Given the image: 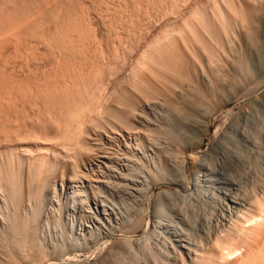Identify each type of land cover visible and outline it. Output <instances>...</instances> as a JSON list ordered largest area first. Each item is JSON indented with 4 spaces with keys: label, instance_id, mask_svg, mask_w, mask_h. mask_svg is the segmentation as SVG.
<instances>
[{
    "label": "bare ground",
    "instance_id": "6f19581e",
    "mask_svg": "<svg viewBox=\"0 0 264 264\" xmlns=\"http://www.w3.org/2000/svg\"><path fill=\"white\" fill-rule=\"evenodd\" d=\"M47 2L48 0H0V30L2 27L5 30L12 28L11 36L8 33L6 35L17 37L22 47L24 46L21 49L25 48L26 51V44L23 43L31 42L36 29L34 32L30 30L34 34L32 36L31 33H23L26 26H23L26 27L24 31L21 29L23 32H19L20 26L32 19L36 24L38 18L39 21L42 19L40 15H45L43 12L48 14L45 12ZM166 4L168 12L176 15V18L170 16L154 37L143 44L127 70L119 64L117 57V60L112 61L110 57L104 56L107 63H104L105 67L101 64L103 66H99L100 68L96 66V62L100 60L87 58V61L86 57L84 60L78 45L83 44L89 35V27L76 19H67V15L56 11L55 18L60 15L53 23L61 31L55 36L53 28L52 32H46L48 36L51 32V36H45L44 46L49 53H46L51 61L49 66L53 67H50L52 69L49 74L46 72V80L43 79V73L41 78L44 82L40 91L42 97L38 93L42 99L41 105L45 108L42 107L44 116L41 115V121H44L42 124L48 123L49 127L42 128L38 124L41 121H37L39 131H25L32 135L31 139L35 136L39 141L50 138L54 140L55 144L50 148L53 156L49 157L48 152L45 153L47 150L43 151L44 148L34 149L32 143H23L18 150H8L11 147L7 146L8 151L0 153V264H58L61 261L57 263L53 259L58 261L60 257H66L73 260L78 254L88 250L90 245L92 247L96 242L98 245L100 241L96 240L95 234H89L88 238H81L82 240L70 235V225L67 226L66 221L76 212L77 216L78 213L82 214L81 226L88 221L109 236L115 229L120 232L122 227L130 228L131 232L132 229L136 232L140 228H146L143 217L145 208L139 209V205H142L140 202L146 200L145 193L161 182L175 184L187 190L191 185L185 176L188 159L189 168L194 173V184L190 187V192H159L146 233L134 240L133 244L130 239L129 243L121 241L123 249L126 247V253L131 254L135 245L138 253L135 251V256L129 255L138 264L146 257V264H162L163 257L168 264H264V180L262 183L259 176L255 177L256 180L252 177L255 184L249 194L246 188L250 184L246 185L244 181L246 187L242 185L241 180L244 178L239 180V177L234 176L239 180L235 181L227 177L228 182L221 186L213 178L218 173L215 166L217 163L213 170L209 154L199 158L193 149H198V143L202 144L218 108H224L232 100L249 99L264 88L263 0H168ZM253 15L262 20L261 44L251 40L252 28V37H248L250 40L246 39V32L245 39L240 38L248 23L247 18ZM40 30H36L38 35ZM43 33L45 34L44 31ZM248 33L251 34L250 30ZM91 40L93 41L92 38ZM14 41L19 46V41ZM236 45L241 47L237 48ZM27 48L31 50L30 47ZM17 50L20 49H15ZM126 50L128 52L132 49L129 46ZM18 52L17 56H20V51ZM22 53L23 56L26 55ZM92 56L90 57L93 58ZM67 60H73V63L70 65ZM121 61L124 63V60ZM24 64L26 65L25 62ZM31 73L34 74L33 71ZM28 75L24 77L28 78ZM26 81L25 84H28ZM255 101L258 107L255 106L257 109L252 111L258 115H254V120L252 114L245 116V124L237 130L241 136L236 138L229 133L214 144L216 148L232 144L231 146H239V149H230L235 153L229 154L228 160L224 156H217L214 160L222 165L220 167L228 166L226 163L229 160L241 165L246 164L245 160L247 163L249 161L250 166L256 169L257 176V160H264V91L256 95ZM250 104L249 102L248 105ZM35 126L31 125V128ZM19 134L18 138L23 137ZM240 145L246 148H241ZM214 160L212 161L215 162ZM226 169L228 170L227 167ZM223 172L220 173L224 175ZM229 174L230 172V177ZM224 180L223 182L226 181ZM180 201L187 208L179 207ZM143 202L145 204L146 201ZM91 209L96 210L101 218L96 215V219ZM84 212L87 216H84ZM101 219L107 220V224ZM110 219L116 221L115 226L110 223ZM116 244L118 245L116 242L111 247L122 248ZM123 249L117 250V254ZM106 253L108 256L113 251L108 254L107 250ZM115 254H111L113 259ZM129 255H121L120 251L123 261L124 257L129 259ZM104 256L102 258L105 259ZM111 257L108 256L110 259ZM115 260L117 264H124L122 257L121 260L117 257ZM101 261L98 263L103 264ZM167 261L164 263L167 264Z\"/></svg>",
    "mask_w": 264,
    "mask_h": 264
},
{
    "label": "rangeland",
    "instance_id": "374dc122",
    "mask_svg": "<svg viewBox=\"0 0 264 264\" xmlns=\"http://www.w3.org/2000/svg\"><path fill=\"white\" fill-rule=\"evenodd\" d=\"M51 1V0H50ZM50 1L48 0V5L50 6H48V5H46L45 7L47 8L46 10H45V12H48V14L47 13H44L43 12V14H45V15H40V21H39V18H38V24L36 23V24H34L35 22H33L34 21V19H30L29 21L32 23H30V22H28V23H25L24 22V24H22L21 26H20V30L18 29L19 27H17V31L19 30V32L21 31V29H23V31H24V29L26 28V32L24 31H21V32H23V33H25V34H28V35H30L29 33H31L32 34V36H34V34H35V36L36 35H38L37 33L39 32L38 31V29L40 30L41 29V27H42V29L40 30V34L38 35V36H36V38H35V40L36 39H38V40H34V37H32V39H31V42H29V41H27L26 43H23V45L24 44H26L25 46H26V49L28 50L29 48H27V46L28 47H30V49H31V47H32V45L34 46V43L36 42V43H39V45H37L36 43H35V46L34 47H32V49L31 50H28L29 52H27V50L25 51V48L24 49H21V48H23L22 47V44H20L21 43V41L20 40H18V39H16L17 37H15L14 38V35L12 36V37H10L11 35L10 34H12V32L13 31H11V29L12 28H10V29H6L7 30V32H6V30L5 29H2L1 28V32H0V37H1V35L3 34V38L1 37V39H3V40H5V41H1V39H0V85H1V89H0V99H2L1 97H3V99L0 101V153L2 154V153H4L5 151H8V150H10V149H12V150H14V149H16V150H18V149H20L21 148V146L23 145V143H25V144H31L32 146H35V147H33L34 149H36V147L37 148H44L43 149V151L45 152L46 150V152L45 153H47L48 152V155H49V157H51V156H53V153H52V149H50L51 147H52V145H54L55 144V141L54 140H50V141H52V142H50L48 139H47V141L45 140V141H43L42 139H40V141H39V139H37V137L35 138V136H33V139H31V136L32 135H28L26 132H28V131H30L31 133H33V131L32 130H37V126H38V124L40 125V126H42V128H44V127H49L48 126V123H45V124H42V123H44V121L42 122L41 120H43L42 118H41V115H42V117L44 116L43 115V113H44V111H43V109H42V107H43V105H41L42 104V99L40 98V97H42L41 96V86H42V84H43V82H44V80H46V76H48L47 75V73L49 74V71L52 69V68H50V67H53V65H51V66H49L50 65V62L51 61H49V55L47 56V54H49V53H47V49H46V47L44 46L45 45V38L46 37H49V36H51V32H52V30H53V36H55L56 34L58 35V32H60L59 31V28L58 29H56V27H55V23H53L54 21H55V19L57 18V17H59V13L60 12H62V14H64V16H66L65 18H71V19H76V20H78V21H80L81 23H83L84 22V24H87V27H89V35H90V37H88V40L85 38V41H87V42H85L84 41V43L83 44H79L78 45V47H79V51H81V53H82V56H83V58L84 57H86V60L88 61V59L87 58H89V59H93V61H94V59H95V61H97V60H100V61H98V62H96V66H98V68H100L99 66H103L104 65V67L106 66L105 64L107 63V62H105V58H104V56L106 57H110V59H112V61H114V60H117V59H119V64H121V66L125 69V70H127L128 69V67L130 66V64L135 60V57H136V55H137V52L138 51H140V49H142L143 47V44L144 43H146L147 41H149V40H151L152 38L151 37H154V35L161 29V27H162V25L164 24V22L166 21V20H168V18L170 19V16L172 17V18H176V15H171L169 12H168V10L166 9V8H168V5L166 4L167 2H168V0H167V2H165L164 0H52V3H50ZM55 1V2H54ZM71 2V3H70ZM75 2V3H74ZM94 3V4H93ZM263 3H264V0H263ZM75 4V5H74ZM72 5V6H71ZM58 6V7H57ZM61 6V7H60ZM52 8V9H51ZM263 8H264V5H263ZM48 9H49V11H50V13H49V11H48ZM56 9V10H55ZM64 9H66V10H64ZM74 11H73V10ZM55 10V11H54ZM52 11V12H51ZM56 11L57 12H59V13H57V15L58 16H56V18H55V14H56ZM83 11V12H82ZM263 13H264V10L262 11ZM65 13H67V14H65ZM79 13V14H78ZM50 14V15H49ZM53 14V15H52ZM70 14V15H69ZM77 14V15H76ZM81 15V16H80ZM85 15V16H84ZM54 16V17H53ZM74 16H75V18H74ZM53 17V18H52ZM80 17H81V20H80ZM86 17V18H85ZM49 18V19H48ZM86 20H85V19ZM89 18H90V20H89ZM46 19V20H45ZM54 19V20H53ZM248 20H247V22L248 23H246L245 24V27L243 28V30H242V34L243 35H241L240 34V38L241 39H245V35H246V39H248V40H250L248 37H252L253 36V38H255V39H253V38H251V40H255L256 41V43L258 42L259 44H261L262 43V41L263 40H261L262 39V37L260 36L261 35V30H262V20H260L259 18H257L256 16H250L249 18H247ZM51 20V21H50ZM82 20H84V21H82ZM43 21V22H42ZM87 21V22H86ZM264 21V20H263ZM40 22H42V24L40 23ZM49 22V23H48ZM86 22V23H85ZM53 23V24H52ZM29 24V27L27 26V25ZM32 26H31V25ZM38 25V26H37ZM41 25H44V26H41ZM23 26H26L25 28H23ZM48 26V27H47ZM52 26V27H51ZM250 26V29H247L248 27ZM34 29H33V28ZM37 27V28H36ZM40 27V28H39ZM6 28V27H5ZM30 28H32V29H30ZM45 28V29H44ZM51 28H53L52 30H51ZM251 28H252V32H253V35H252V32H251ZM29 29V30H28ZM38 31H36V30ZM246 29H247V31H246ZM3 30V31H2ZM5 30V31H4ZM10 30V31H9ZM34 32V30H35V32H34V34L31 32ZM47 30V31H46ZM54 30H55V32H56V30H57V32L55 33L54 32ZM249 30H250V33L251 34H249L248 32H249ZM30 31V32H29ZM43 31L45 32V34L43 33ZM48 31H51L50 32V35L48 36V35H46V32H48ZM11 32V33H10ZM15 32V31H14ZM245 32H246V34H245ZM255 32V33H254ZM5 33V34H4ZM9 34L8 36H9V38H10V40H7V39H9L8 38V36L6 35V34ZM49 33V32H48ZM47 33V34H48ZM260 33V34H259ZM42 34V35H41ZM43 34H44V36H43ZM94 34V35H93ZM96 34V35H95ZM41 35V36H40ZM252 35V36H251ZM6 36H7V38H6ZM40 36V37H39ZM43 36V37H42ZM46 36V37H45ZM96 36V37H95ZM99 36V37H98ZM244 36V37H243ZM255 36V37H254ZM39 37V38H38ZM6 38V39H5ZM13 39V41H12V39ZM41 38V40H39ZM42 38H44V41H43V39ZM90 38V39H89ZM91 38L93 39V41L91 40ZM7 40V41H6ZM14 40H16V42H18L19 41V46H20V48H19V46L17 45V43H15V41ZM33 40V41H32ZM95 40V41H94ZM98 40V41H97ZM102 40H103V42H102ZM130 40V41H129ZM134 40H135V42H134ZM242 40V41H243ZM261 40V41H260ZM12 41V42H11ZM44 43V44H41L42 42ZM90 41H92V42H90ZM121 41H122V43H121ZM255 41H254V43H255ZM260 41V42H259ZM15 44H14V43ZM22 42H25L24 40H22ZM34 42V43H33ZM89 42V44H87ZM114 42V43H113ZM130 42H133V43H130ZM240 42H241V40H240ZM102 45H101V44ZM103 43H104V45H103ZM117 43V44H116ZM127 43V44H126ZM3 44V45H2ZM30 44H32V45H30ZM41 44V45H40ZM92 44V45H91ZM96 44V45H95ZM108 44V45H107ZM111 44H113V47L111 46ZM126 44V45H125ZM129 44V45H128ZM85 45V46H84ZM116 45V46H115ZM17 46V47H16ZM88 46V47H87ZM90 46V47H89ZM93 46H96L97 47V49H96V47H93ZM112 48H111V47ZM115 46V47H114ZM126 46V47H125ZM131 47V49L132 50H128V52H126L127 50H126V48L127 47ZM133 46V47H132ZM136 46H138V47H136ZM237 46V48L238 47H241V45H236ZM235 46V47H236ZM82 47H84L83 49H82ZM98 47H100V48H98ZM103 47H104V49H103ZM119 47V48H118ZM121 47L124 49H121ZM7 48V49H6ZM37 48V49H36ZM81 48V49H80ZM87 48H89V49H87ZM92 48H94V49H92ZM118 50H117V49ZM236 48V49H237ZM2 49V50H1ZM15 49H20V50H17V51H15ZM46 49V50H45ZM91 49V50H90ZM99 49V50H98ZM102 49V50H101ZM107 49V50H106ZM86 50L87 51H89V52H86ZM116 50V51H115ZM18 51H20V56H21V53L22 52H24V54L26 53V55L25 56H27V57H25V56H23V53H22V56H23V58H22V56H21V58H20V56L18 57L17 56V54H19V52ZM84 51H85V53L86 54H84ZM100 51V52H99ZM103 51V52H102ZM109 51V52H108ZM123 51V52H122ZM132 51V52H131ZM16 52V53H15ZM18 52V53H17ZM44 52V53H43ZM108 52V53H107ZM123 54H122V53ZM34 53V54H33ZM47 53V54H46ZM91 54L90 56H92L93 58H91L88 54ZM102 53H103V55H102ZM107 53V54H106ZM111 53V54H110ZM125 53H127V54H125ZM15 54V55H14ZM111 56H110V55ZM113 54H115V55H113ZM121 54V55H120ZM100 55V56H99ZM2 56V57H1ZM103 56V57H102ZM10 57V58H9ZM24 57H25V60H24ZM30 57V58H29ZM116 57H117V59H116ZM120 57H122L121 59H120ZM123 57H125V59H123ZM27 58H29L28 60H27ZM48 60H47V59ZM13 59V60H12ZM103 59V60H102ZM47 60V61H46ZM84 60H85V58H84ZM121 60H124V63L121 61ZM68 61H70V60H67L66 62L67 63H73V60H72V62H68ZM103 61V62H102ZM107 61V60H106ZM18 62V63H17ZM24 62L26 63V65L24 64ZM28 62V63H27ZM49 62V63H48ZM126 62V63H125ZM31 63V64H30ZM105 63V64H104ZM14 64V65H13ZM20 64V65H19ZM24 66H22V65ZM68 64V65H69ZM70 64V65H71ZM75 64V63H74ZM98 64H100V65H98ZM101 64H103V65H101ZM16 65V66H15ZM19 65V66H18ZM32 65V66H31ZM37 65H38V67H37ZM126 65V66H125ZM48 67V68H47ZM104 67H101V69H103ZM30 68V69H29ZM41 68V69H40ZM32 69V70H31ZM21 70H23V71H21ZM35 70V71H34ZM48 70V71H47ZM10 71V72H9ZM34 72V74L33 73H31V72ZM22 72H25V73H27V74H25V73H22ZM35 72L37 73L36 75H35ZM41 72V73H40ZM47 72V73H46ZM5 73H6V75H5ZM16 73H18V74H15ZM40 73V74H39ZM43 73H44V76L45 77H43ZM21 74V75H20ZM25 74V75H24ZM29 74V75H28ZM2 75V76H1ZM13 75H15V76H17L16 78H17V80H16V78H13V77H15V76H13ZM28 75V78H30V81H29V79L28 78H25L26 76ZM36 77L37 75V78H35L34 76ZM39 75H40V77H39ZM10 78H9V77ZM25 76V77H24ZM30 76V77H29ZM33 76V77H32ZM2 77V78H1ZM4 77H6V78H4ZM8 77V78H7ZM19 77V78H18ZM41 77H43V79L41 78ZM23 78H25V80L23 79ZM38 78H40V79H38ZM6 79V80H5ZM9 79V80H8ZM19 79H21L20 81H19ZM4 80V81H3ZM13 80H15V81H13ZM27 80V81H26ZM37 80H38V82H37ZM40 80V81H39ZM41 80H43V81H41ZM8 81H9V83H11V84H9L8 83ZM11 81V82H10ZM18 81V82H17ZM25 81H26V83H28V84H25ZM13 82V83H12ZM30 82L33 84V86H32V84H30ZM41 82V83H40ZM20 83V84H19ZM4 84H5V86H4ZM15 84V85H14ZM25 84V85H24ZM36 84V85H35ZM11 85V86H10ZM18 85V86H17ZM19 85H21V86H19ZM22 85H24V86H22ZM28 85H29V87H28ZM35 85V86H34ZM39 87H38V86ZM3 86H4V88H3ZM8 86V87H7ZM32 86V87H31ZM9 87H11L10 89H9ZM15 87H16V90H15ZM18 87H20L18 90H17V88ZM35 87V88H34ZM25 88V89H24ZM37 88V89H36ZM13 89V90H12ZM28 89V90H27ZM30 89V90H29ZM33 90V91H32ZM2 91V92H1ZM10 91V92H9ZM14 91H15V93H14ZM17 91V92H16ZM22 91V92H21ZM26 91V92H25ZM28 91V92H27ZM34 91H36L35 93H34ZM264 91V88H262L261 90H260V92L259 93H257L256 95H258V94H260V93H262ZM9 92V94L10 93H12V94H7V93ZM21 92V93H20ZM17 93V94H16ZM38 93L40 94V97H39V95H38ZM3 94V95H2ZM14 94V95H13ZM36 94V95H35ZM19 95V96H18ZM256 95H254L253 97H251V98H249V99H241V100H232V101H230L229 103H228V105L227 106H225L224 108H218L217 109V111H216V113L213 115V117H212V121H211V125H210V128H209V131H208V133H207V135H205V137H204V139H203V141H202V144H201V142L200 143H198V145H199V147L196 145V147H198V149L197 148H193L194 149V154L196 155V156H198L199 158L201 157V156H204V155H206V154H209V159L211 158L212 160H214V158L215 159H217V156H221V157H227V160L228 159H230V156H229V154H232L233 153V155H234V153L235 152H231V151H237V149H239L238 147L239 146H237V145H235V146H231L230 144H229V146H226L227 147V149H229V151L226 149V147H224V146H222V147H218V148H216V142H218V140H220L221 138H223V136H225L226 134H229L230 133V135L232 136H235L236 138H238V137H240L241 135L240 134H238V132H237V130L238 129H240V127H242V125H244L245 124V120H246V118L247 117H245V116H249L250 114H252L253 115V120H254V117L256 116L257 117V115H258V113H255V114H257V115H255L254 114V111H252L253 109H257L256 107H258V106H256V104H257V99H256V101H255V97H256ZM5 97V98H4ZM25 97V98H24ZM13 99H15V100H13ZM6 100H7V102H6ZM252 100L254 101V102H252ZM2 102H4V103H2ZM39 102H40V104H39ZM251 103L250 105H252L253 103L255 104V102H256V104L254 105H252V106H250V105H248V103ZM2 104H4V105H2ZM39 105V106H38ZM258 105V104H257ZM19 106V107H18ZM256 106V107H255ZM4 107V108H3ZM31 107V108H30ZM250 107V108H249ZM251 107H252V109H251ZM3 108V109H2ZM44 108V107H43ZM18 109V110H17ZM34 109V110H33ZM45 109V108H44ZM221 109V110H220ZM20 111V112H19ZM39 111V112H38ZM19 112V113H18ZM8 113V114H7ZM6 114V115H5ZM261 113H259V115H260ZM5 115V116H4ZM19 115V116H18ZM255 115V116H254ZM263 115V114H262ZM15 116V117H14ZM9 117V118H8ZM263 117H264V115H263ZM5 118V119H4ZM251 118V119H252ZM4 120H6V121H4ZM13 120V121H12ZM40 122V123H38V122ZM244 121V122H243ZM14 122V123H13ZM17 122V123H16ZM38 123V124H37ZM8 124V125H7ZM47 124V125H46ZM2 125V126H1ZM31 125L32 126H35L34 128L32 127L31 128ZM45 125V126H44ZM8 126V127H7ZM26 127V128H25ZM250 127H251V125H250ZM6 128H8V129H6ZM17 128V129H16ZM29 128V129H28ZM22 129H24V130H22ZM26 129H27V131H26ZM30 129H32V130H30ZM251 129H252V127H251ZM250 128H249V132H251L252 133V130H251ZM20 130V131H19ZM23 133H22V132ZM26 131V132H25ZM37 131H39V130H37ZM36 131V132H37ZM9 132V133H8ZM15 132H16V135H15ZM17 132H21L20 134L23 136V134L25 135V133H26V136H23V137H19L18 138V134L19 133H17ZM30 132H29V134H30ZM237 132V133H236ZM11 133V134H10ZM35 133V132H34ZM9 134V135H8ZM19 134V136H21ZM13 135V136H12ZM240 135V136H239ZM260 135H262V133L260 134ZM16 136H17V138H16ZM27 136H28V138H27ZM30 136V137H29ZM2 137V138H1ZM8 138V139H7ZM10 138H12V139H10ZM30 138V139H29ZM10 139V140H9ZM14 139H16V140H14ZM37 139V140H36ZM8 140V141H7ZM224 140V139H223ZM226 140V139H225ZM37 142V143H36ZM19 143H21V145L19 144ZM34 143V144H33ZM19 145V146H17V145ZM215 144V145H214ZM37 145V146H36ZM234 145V144H233ZM7 146H10L11 148H9L8 147V150H6L7 149ZM201 146V147H200ZM236 146H237V148H236ZM242 145H240V147H241ZM15 147V148H14ZM49 147V148H48ZM213 147L215 148V149H213ZM18 148V149H17ZM200 148V149H199ZM224 148V149H223ZM241 148H246L245 146H243V147H241ZM46 149V150H45ZM230 149H231V151H230ZM2 150H4V151H2ZM41 150V149H40ZM49 150V151H48ZM213 150V151H212ZM215 150V151H214ZM42 151V152H43ZM225 151H228V152H225V154H222V153H224ZM240 151H241V149H240ZM212 154H211V153ZM214 152V153H213ZM231 152V153H230ZM247 152V151H246ZM226 153H228V155H226ZM236 153H238V152H236ZM52 154V155H51ZM222 154V155H221ZM212 155H213V158H212ZM249 159V158H248ZM211 160V162H212V167L214 166V164L215 163H217V164H215V166H216V168L218 169H216V168H212L213 170H215L216 169V171H218V173L217 174H215V175H213V178H216L217 180H218V182L220 183L219 185H223V186H225V184H222V183H227L228 181L226 180V178L228 177V178H232L233 180H235V181H239V180H241V178H244V179H242L241 181L243 182L242 183V185H244V184H246V185H249V186H247V191H249L248 192V194L250 193V191H252V189H253V184H255V181L253 182V178H254V180H256V178L255 177H260L259 178V180H261V182H262V180H264V160L262 159L261 161L260 160H257L258 162H257V164L255 165V167L256 168H259L258 170H259V172H258V175L256 176L255 174H256V169H254L253 168V166L251 167L250 165L251 164H249V161H248V163L246 162V160L244 161L246 164H244V165H241V163H236V164H233L232 162H230V160L226 163V165H228V166H226L227 168H228V170L226 169V167H220V166H222L220 163H218L217 161H215V162H213ZM243 162V163H244ZM260 162V163H259ZM262 162V163H261ZM218 165V166H217ZM261 165V166H260ZM238 166V167H237ZM244 166V167H243ZM190 167V162H189V159H188V167H187V171L185 172V176H186V178H188V181L189 182H191V185L189 184V188L187 189V190H184V189H182L181 187H179L178 185H175V184H170V183H157L156 185H154V186H152V188L153 189H149V190H151V192H149V190L147 191V192H149V193H145V195H147L148 197L150 196V198H148L147 196H146V200H142L140 203L142 204L141 206H144V207H141L140 205H139V209L140 208H145L144 210L145 211H143L142 213L143 214H145V216H143V217H145V221H146V228L145 227H143L142 229L140 228H138L139 230H137L136 232H133L134 230L132 229V232L130 231V228H126V231L124 230L125 228L124 227H120L121 228V230H120V228H117V229H119L120 230V232L117 230L116 231V229L115 230H113L112 231V233L110 234V236L108 235V234H106V232L105 231H99V229H98V227L97 226H95V224L93 225V223H90V222H86L85 221V224L84 225H80V222H81V213L79 214L78 213V216H77V212L75 213V214H71L69 217H71V218H67V221H66V224H67V226L68 225H70V226H68V231H69V233H71L70 235L72 236V237H76L75 239H79V240H82V239H84L85 237L86 238H88L91 234L93 235V234H95L94 235V237L96 238V240L99 242H101L102 240L104 241V242H99L100 243V246H99V243H98V245L95 243V244H92V247H94L95 249H90V248H92L91 247V245L89 246V248H88V250H89V252H88V250H86L84 253H80V254H78L79 256L78 257H74V259L73 260H69L68 258H61L60 257V259H58V261L57 260H54L53 259V261H56L57 263L58 262H60L61 261V263L62 264H92L93 262H94V264H97L98 262H100L101 260V262H103V264L104 263H106V261H108L110 258H108V256L109 257H111V254H115V256L117 257V258H120V260H121V257H122V261L124 260L123 259V256H120V251H121V255L122 254H127V255H129L128 253H126L127 252V250H125L126 249V247H124V249H123V244H122V246H121V241H126V243H129L128 242V240L130 241V242H132V244L135 242L134 240H136V239H139V238H141V237H143L144 236V234L146 233V231H147V227L149 226V223L151 222L150 220L152 219V215H153V208H154V201H155V204H156V196H157V194L160 192L161 193V191H173V192H181L182 194H186V193H188V192H190V187L191 186H193V184H194V173H193V171L189 168ZM222 168H224V169H222ZM254 170H253V169ZM231 169V170H230ZM244 172H243V171ZM253 170V171H252ZM262 170V171H261ZM223 171H225V174H224V172ZM227 171V172H226ZM230 172V177L228 176V173ZM232 171V172H231ZM220 172H223V174L224 175H222V173H220ZM227 173V174H226ZM253 173H254V175H253ZM233 176H232V175ZM220 175H222V176H220ZM225 175H226V177H225ZM248 175V176H247ZM253 175V176H252ZM220 176V177H219ZM232 176V177H231ZM239 177L238 179L237 178H235V177ZM242 176V177H241ZM222 177V180L220 179ZM235 179H234V178ZM253 177V178H252ZM219 178V179H218ZM224 178H225V180H224ZM223 180L225 181V182H223ZM220 181H222V182H220ZM244 181L246 182V183H244ZM253 182V183H252ZM257 182V181H256ZM257 183H259V182H257ZM263 183V182H262ZM261 183V184H262ZM244 187H246L245 185H244ZM249 187V188H248ZM148 198V199H147ZM148 200H149V203H148ZM143 201H146L145 202V204H144V202ZM183 201V200H182ZM181 202V201H180ZM178 203H179V201H178ZM177 203V205L179 206V204ZM184 203V202H183ZM144 204V205H143ZM184 204H188V203H184ZM183 207L184 205L182 204V202H181V204H180V206L179 207ZM184 208H187V207H185L184 206ZM92 210V213H93V215L95 214V217H96V215L98 216V218H101V215L96 211V210H94V209H91ZM80 215V216H79ZM73 216H75V217H73ZM84 216H87V214L85 215V212H84ZM150 216V217H149ZM78 217H79V219H80V221H79V219H78ZM97 217H96V219H98ZM72 219V220H71ZM76 220V221H75ZM112 222H114V220L113 219H110ZM144 220V219H143ZM70 221V222H69ZM101 221L104 223V224H107V223H105L107 220H105V219H101ZM112 222H110L111 224H114L113 226H115V222L114 223H112ZM69 223V224H68ZM78 223V224H77ZM88 225H87V224ZM72 224V225H71ZM110 224V225H111ZM75 225H77V228H76V226ZM90 225H91V227H90ZM72 226V227H71ZM75 226V227H74ZM84 226V227H83ZM86 226H88L87 228H86ZM75 228V229H74ZM84 230H83V229ZM72 229H73V232H72ZM79 229V230H78ZM128 229V230H127ZM78 230V231H77ZM90 230V231H89ZM91 230H94V231H91ZM81 231H82V233H81ZM86 231H87V233H86ZM123 231V232H122ZM129 231V232H128ZM95 232V233H94ZM98 232V233H97ZM101 232V233H100ZM132 234H131V233ZM73 233H75V234H73ZM114 233H115V235H114ZM123 233V234H122ZM82 234V235H81ZM90 234V235H89ZM98 234H99V236H98ZM103 234V235H102ZM75 235V236H74ZM82 237H81V236ZM112 235V236H111ZM130 235V236H129ZM104 236V237H103ZM108 236V237H107ZM129 236V237H128ZM98 237H100V240H98L99 238ZM110 237V238H109ZM136 237V238H135ZM82 238V239H81ZM98 238V239H97ZM102 238V239H101ZM108 238H109V240H108ZM131 238H132V240H131ZM105 239V240H104ZM110 242V244H107V243H109L108 241ZM124 241V242H125ZM118 243V245H120V247H122V248H119V246L116 248V249H114L116 246H114V247H111V246H113V245H115V243ZM107 244V246H106V244ZM112 243V244H111ZM94 245V246H93ZM95 245H96V247H95ZM135 245H133V247L132 248H134V251L133 252H131V256H135L134 254H135V251L138 253V249H137V247H134ZM105 247L107 248V249H105ZM109 247H110V249H109ZM101 248V249H100ZM112 248V249H111ZM105 249V250H104ZM114 249V250H113ZM119 249H123V250H120L119 251V253L117 254V250H119ZM136 249V250H135ZM97 250V251H96ZM102 250V251H101ZM107 250H108V254H109V252H112L113 251V253H111L110 255H108L107 256ZM109 250H111V251H109ZM104 251H105V253H104ZM116 251V252H115ZM164 251V250H163ZM88 252V253H87ZM123 252V253H122ZM85 253H86V255H85ZM104 255H106V256H104ZM134 253V254H133ZM89 254V255H88ZM133 254V255H132ZM81 255V256H80ZM84 255V256H83ZM127 256V257H130L129 259L127 258L126 259V257H124L125 258V261H123L124 262V264H127L128 262H129V264H138V262H135V259H134V257L132 258L131 256ZM71 256H74V254L73 255H71ZM101 256V257H100ZM105 257V259L104 258H102V257ZM118 256H120V257H118ZM80 257V258H79ZM86 257V258H85ZM99 257H100V261H99ZM108 258V260H106L107 258ZM116 257H114L115 259H116ZM73 258V257H72ZM80 260H79V259ZM102 258V259H101ZM147 258V260H148V257H146ZM146 258L144 259V261H143V259H141L142 261H140V263L141 264H146L147 262L145 261L146 260ZM66 259V260H65ZM104 259V260H103ZM115 259H113L112 257H111V261L109 260L108 261V263H106V264H109V262L111 263V262H113L112 260H115ZM130 259H131V261H130ZM133 259V260H132ZM165 258L163 257L162 258V260L164 261V262H166L165 260H164ZM63 260V261H62ZM76 260V261H75ZM106 260V261H105ZM129 260V261H128ZM83 261V262H82ZM97 261V262H96ZM117 260H115L114 262L117 264V262H116ZM127 261V263H125ZM133 261H134V263H133ZM69 262V263H68ZM78 262V263H77ZM96 262V263H95ZM111 263V264H115V263ZM130 262H132V263H130ZM143 262H145V263H143ZM159 262V261H158ZM160 262H161V260H160ZM163 262V263H164ZM61 263H58V264H61ZM139 263V264H140ZM162 263V264H163ZM99 264V263H98ZM102 264V263H101ZM164 264H166V263H164ZM167 264H168V261H167Z\"/></svg>",
    "mask_w": 264,
    "mask_h": 264
}]
</instances>
